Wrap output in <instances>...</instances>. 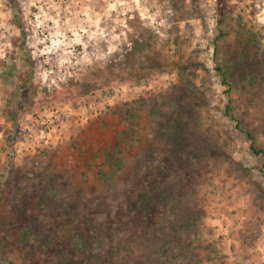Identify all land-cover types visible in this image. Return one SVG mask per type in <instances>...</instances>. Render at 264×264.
Returning a JSON list of instances; mask_svg holds the SVG:
<instances>
[{"label":"rangeland","instance_id":"374dc122","mask_svg":"<svg viewBox=\"0 0 264 264\" xmlns=\"http://www.w3.org/2000/svg\"><path fill=\"white\" fill-rule=\"evenodd\" d=\"M217 64L264 147V0H0V264H264L262 160ZM142 100L167 106L99 181L82 156Z\"/></svg>","mask_w":264,"mask_h":264},{"label":"trees","instance_id":"16d2710c","mask_svg":"<svg viewBox=\"0 0 264 264\" xmlns=\"http://www.w3.org/2000/svg\"><path fill=\"white\" fill-rule=\"evenodd\" d=\"M14 2V0H11ZM222 23L221 20L218 21V25ZM14 24L22 31L23 33V24L22 20L18 18V16H14ZM221 34V33H220ZM219 39V38H218ZM216 44L218 45V40H215ZM216 76L219 79V83L224 87L223 93L226 97V102L223 108V115L226 117L235 127V130L242 134L249 142H250V152L256 156L260 157L262 160V167L261 172L264 174V147H260L257 145V137L253 133V131L249 129L243 128L241 121L236 115V105H235V98L233 97V88L230 82L231 74L229 69L224 64H217L215 67ZM179 74L181 80L183 81L181 84L184 85L186 91L191 92L195 98L198 96V92L201 86H198L193 80L189 79L186 76V66L182 65L179 68ZM253 76H251L252 78ZM250 85L253 84L250 82ZM244 92H251L250 87L248 90L242 88ZM18 95L22 97L24 93V85L22 84L21 87L18 89ZM168 95V93H166ZM163 99L165 101L173 102V99L169 96H164ZM176 102V100H175ZM174 102V103H175ZM152 104L146 105L145 101H140L137 107H132V105H127L126 108L117 111L115 114L116 117H120V123L123 126L120 130L117 131L116 135L114 136L113 140L108 143L107 147L101 149L97 154H92L91 157H83V162L89 170L95 169L98 179L101 182H112L115 180L117 175L124 172V170L128 167V165L136 159L129 157L126 153V145H132L135 142V133L137 131V123L136 119L139 117L138 110L142 107L145 108L149 115H157L156 107L158 106H167L166 104H162L160 102H154ZM170 105V103H168ZM23 108V106L21 107ZM19 108V111H21ZM17 114L11 115L10 118L12 119L13 123L16 125V118ZM84 155V153L82 154ZM134 157V156H133Z\"/></svg>","mask_w":264,"mask_h":264}]
</instances>
